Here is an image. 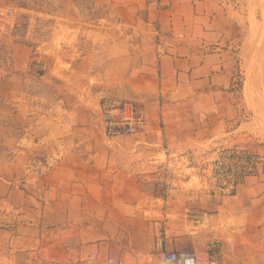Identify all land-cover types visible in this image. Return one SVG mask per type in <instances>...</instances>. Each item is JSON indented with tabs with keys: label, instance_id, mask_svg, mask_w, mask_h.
I'll use <instances>...</instances> for the list:
<instances>
[{
	"label": "crops",
	"instance_id": "0c3cea01",
	"mask_svg": "<svg viewBox=\"0 0 264 264\" xmlns=\"http://www.w3.org/2000/svg\"><path fill=\"white\" fill-rule=\"evenodd\" d=\"M18 1L0 0L4 57L20 73L2 100L16 95L23 114L17 138L0 140V257L64 245L79 264H168L154 249L164 219L166 252L208 264L217 238L223 264H264V72L248 73L244 52L253 15L264 64L261 3L51 0L68 21L27 43L13 39ZM104 97L133 101L146 129L105 136ZM226 140L258 153L257 172L232 195L206 193L198 163Z\"/></svg>",
	"mask_w": 264,
	"mask_h": 264
},
{
	"label": "built area",
	"instance_id": "2783aa9c",
	"mask_svg": "<svg viewBox=\"0 0 264 264\" xmlns=\"http://www.w3.org/2000/svg\"><path fill=\"white\" fill-rule=\"evenodd\" d=\"M7 12L0 17V32H3ZM161 51H159L160 53ZM102 128L107 137L131 136L146 129L147 122L137 105L122 98L104 97L100 102ZM258 153L247 143L240 140H226L208 149L207 155L198 163L196 176L204 192L220 196L232 195L244 182L245 178L257 172ZM174 189L168 176L163 178L162 196L167 197ZM154 249L162 253L168 264H198L197 257L191 252H166L164 236L166 221L154 219ZM208 264H223L220 253L221 242L217 238L207 241Z\"/></svg>",
	"mask_w": 264,
	"mask_h": 264
},
{
	"label": "rangeland",
	"instance_id": "374dc122",
	"mask_svg": "<svg viewBox=\"0 0 264 264\" xmlns=\"http://www.w3.org/2000/svg\"><path fill=\"white\" fill-rule=\"evenodd\" d=\"M258 2L264 8V0H254L243 2L241 0L237 1L239 7L244 9H251V11L259 12L261 8L258 6ZM64 1L55 2L51 0H23L18 1L14 7V15L11 17V25L24 24L22 28L18 31L14 29L13 39L15 42L26 41L27 43H33L34 39L37 37H44L49 40V35L51 29L56 23H66V11H65ZM29 8L31 10H26ZM251 15V24L249 28V39L245 41V55L246 58H250L249 70L251 75H261V72H264V64L261 62V22L255 21L254 17ZM256 18H261L257 16ZM70 20V17H69ZM254 20V21H253ZM252 21L254 22L252 25ZM71 24H74V21L71 20ZM24 28V29H23ZM259 31V48L257 47L256 35ZM2 34H0V81L6 77L7 81L10 82L7 86L0 88V123H3L5 127L0 126V140L2 136H10L13 140L17 138L20 134L18 128L19 120H23V114L17 110V104L19 98L12 96L11 98L6 97L8 100V105L2 100L3 94L9 89L10 91L17 89L18 80L15 76H19L20 73L16 72L18 67H13L12 63L4 57L3 44L1 45ZM249 55V56H248ZM12 74V75H11ZM28 89L29 86L23 84ZM5 90V91H4ZM3 93V94H2ZM8 93V92H7ZM4 104V105H3ZM1 125V124H0ZM1 149V147H0ZM29 163L30 160H27ZM11 257L3 259L0 257V264H79L77 257L73 254H69L66 250V246H62L58 250H42V251H30V252H21L16 251L12 252Z\"/></svg>",
	"mask_w": 264,
	"mask_h": 264
},
{
	"label": "bare ground",
	"instance_id": "6f19581e",
	"mask_svg": "<svg viewBox=\"0 0 264 264\" xmlns=\"http://www.w3.org/2000/svg\"><path fill=\"white\" fill-rule=\"evenodd\" d=\"M252 17H253V16H252ZM253 21H254V20H253ZM253 21H252V22H253ZM253 23H254V22H253ZM252 104H253V103H252Z\"/></svg>",
	"mask_w": 264,
	"mask_h": 264
}]
</instances>
